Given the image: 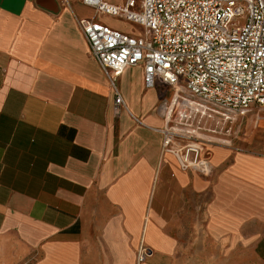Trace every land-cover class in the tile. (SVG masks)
Masks as SVG:
<instances>
[{"label": "crops", "instance_id": "obj_1", "mask_svg": "<svg viewBox=\"0 0 264 264\" xmlns=\"http://www.w3.org/2000/svg\"><path fill=\"white\" fill-rule=\"evenodd\" d=\"M54 1L0 0V264H264V107L194 118L203 178L164 144L171 88L126 67L116 110L77 21L131 24Z\"/></svg>", "mask_w": 264, "mask_h": 264}, {"label": "built area", "instance_id": "obj_2", "mask_svg": "<svg viewBox=\"0 0 264 264\" xmlns=\"http://www.w3.org/2000/svg\"><path fill=\"white\" fill-rule=\"evenodd\" d=\"M96 15L139 28L126 33L94 19L80 18L78 27L90 55L106 74L117 110L122 98L115 87L126 68L141 65L143 83L172 90L162 130L186 143L179 162L203 178L212 165L202 152L205 135L193 123L197 115L224 118L251 106L264 107V0H80ZM150 252L141 248L138 261Z\"/></svg>", "mask_w": 264, "mask_h": 264}, {"label": "rangeland", "instance_id": "obj_3", "mask_svg": "<svg viewBox=\"0 0 264 264\" xmlns=\"http://www.w3.org/2000/svg\"><path fill=\"white\" fill-rule=\"evenodd\" d=\"M114 27L116 28V29H121V30H127V29H132V30H137L138 28L136 27V26H133V25H131V27L130 26H128L126 23H124V22H121V21H116V23L114 24ZM113 27V28H114ZM255 264H258L257 262H255Z\"/></svg>", "mask_w": 264, "mask_h": 264}, {"label": "water", "instance_id": "obj_4", "mask_svg": "<svg viewBox=\"0 0 264 264\" xmlns=\"http://www.w3.org/2000/svg\"><path fill=\"white\" fill-rule=\"evenodd\" d=\"M41 1L47 2L46 8L50 11H55L57 9L56 3L54 0H36L38 5H42Z\"/></svg>", "mask_w": 264, "mask_h": 264}]
</instances>
